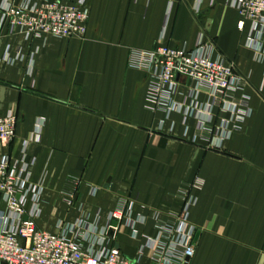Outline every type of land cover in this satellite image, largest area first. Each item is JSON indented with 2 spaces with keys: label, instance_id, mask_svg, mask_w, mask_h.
I'll list each match as a JSON object with an SVG mask.
<instances>
[{
  "label": "crops",
  "instance_id": "obj_1",
  "mask_svg": "<svg viewBox=\"0 0 264 264\" xmlns=\"http://www.w3.org/2000/svg\"><path fill=\"white\" fill-rule=\"evenodd\" d=\"M197 1L85 0V38H50L32 73L27 62H4V50L11 44L28 53L39 44L0 37V118L10 112L19 118L15 140L0 139V157L20 160L28 142L32 181L44 186L41 230L57 233L59 221L98 211L105 218L137 196L135 216L145 218L141 238L131 239L128 229L119 238L134 259L156 235L154 214L169 221L188 193L197 198L191 222L199 246L190 264H264V63L245 47L237 10L204 0L197 13ZM202 34L244 78L235 97L247 95L253 109L220 150L207 134L192 143L199 132L193 118L173 115L170 132L165 113L149 109L148 75L134 67L162 35L166 45L194 49Z\"/></svg>",
  "mask_w": 264,
  "mask_h": 264
},
{
  "label": "built area",
  "instance_id": "obj_2",
  "mask_svg": "<svg viewBox=\"0 0 264 264\" xmlns=\"http://www.w3.org/2000/svg\"><path fill=\"white\" fill-rule=\"evenodd\" d=\"M217 2L211 0V5ZM203 4L204 0L197 1V13L202 12ZM224 4L239 12L238 28L246 33L245 47L264 63V0H224ZM0 13V37L20 36L27 43L39 44L28 53L21 46L14 50L11 44L4 50V62H27L30 73L35 56L50 38L84 39L90 20L85 0H0ZM164 38L162 35L154 49L143 54L142 64L134 65L148 75L149 109L164 112L166 121L173 115L197 120L199 132L192 143H199L202 134H207L212 148L220 150L236 127L253 115L250 98L235 97L245 80L205 35L200 36L194 49L166 45ZM201 96H206L205 101ZM18 123L15 112L0 118V139L12 143ZM175 128L176 123L171 121L170 132ZM41 134L39 126L37 142ZM27 147L28 142L20 160L0 157V264H145L147 252H151L148 264H190L195 257L198 230L191 222V213L197 198L188 193L182 198V211L169 221L159 212L154 214L156 235L144 241L134 259L122 252L119 238L123 229L129 230L131 239L141 238L139 226L145 218L135 216L137 196L124 198L120 207L105 218L98 211L73 222L59 221L57 233L41 230L38 220L43 215L44 186L32 181L29 167L34 162L28 161ZM68 203L72 206L73 198Z\"/></svg>",
  "mask_w": 264,
  "mask_h": 264
},
{
  "label": "rangeland",
  "instance_id": "obj_3",
  "mask_svg": "<svg viewBox=\"0 0 264 264\" xmlns=\"http://www.w3.org/2000/svg\"><path fill=\"white\" fill-rule=\"evenodd\" d=\"M197 247H199V246H197V243H196V251H197V249H198ZM214 264H215V263H214Z\"/></svg>",
  "mask_w": 264,
  "mask_h": 264
}]
</instances>
